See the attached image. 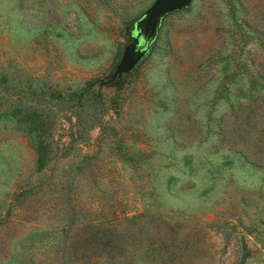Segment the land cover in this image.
I'll list each match as a JSON object with an SVG mask.
<instances>
[{
  "label": "rangeland",
  "instance_id": "1",
  "mask_svg": "<svg viewBox=\"0 0 264 264\" xmlns=\"http://www.w3.org/2000/svg\"><path fill=\"white\" fill-rule=\"evenodd\" d=\"M153 1L0 0V264H264V0Z\"/></svg>",
  "mask_w": 264,
  "mask_h": 264
},
{
  "label": "water",
  "instance_id": "2",
  "mask_svg": "<svg viewBox=\"0 0 264 264\" xmlns=\"http://www.w3.org/2000/svg\"><path fill=\"white\" fill-rule=\"evenodd\" d=\"M191 0H154L150 7L133 23V34L124 49L120 65L113 71V76L128 71L148 50L157 33L160 19L165 14L187 7Z\"/></svg>",
  "mask_w": 264,
  "mask_h": 264
},
{
  "label": "trees",
  "instance_id": "3",
  "mask_svg": "<svg viewBox=\"0 0 264 264\" xmlns=\"http://www.w3.org/2000/svg\"><path fill=\"white\" fill-rule=\"evenodd\" d=\"M88 92H90L89 87H87V88L82 87V88H80V90L78 92H71L69 94V96H74L76 98V100H78V104L76 105V107L77 108H80V110H82V111H84L85 110V107H87L90 104V102L88 101L89 99L87 100L86 99V96H85V93H88ZM98 95H99V93L91 92V94L89 95V97H91L90 100L92 101V103H96L98 101ZM97 106H99V105H97ZM99 126H100L99 129L102 130L103 129V126L102 125H99ZM247 254H248L247 251L244 250V253H243V256L242 257H245ZM238 264H242V263L239 262Z\"/></svg>",
  "mask_w": 264,
  "mask_h": 264
}]
</instances>
